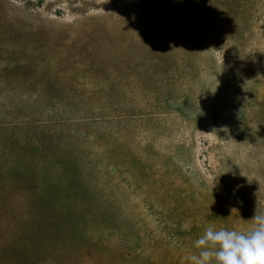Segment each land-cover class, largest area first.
I'll use <instances>...</instances> for the list:
<instances>
[{
  "label": "rangeland",
  "instance_id": "obj_1",
  "mask_svg": "<svg viewBox=\"0 0 264 264\" xmlns=\"http://www.w3.org/2000/svg\"><path fill=\"white\" fill-rule=\"evenodd\" d=\"M16 127L89 183L82 238L186 264L264 214V0H0V166L65 181Z\"/></svg>",
  "mask_w": 264,
  "mask_h": 264
},
{
  "label": "trees",
  "instance_id": "obj_2",
  "mask_svg": "<svg viewBox=\"0 0 264 264\" xmlns=\"http://www.w3.org/2000/svg\"><path fill=\"white\" fill-rule=\"evenodd\" d=\"M16 129L21 135L13 139L49 155L68 178L47 184L32 172L0 166V264H148L136 251H126V245L109 249L80 236V214L89 210L72 202L89 191V183L73 161L59 158L51 135Z\"/></svg>",
  "mask_w": 264,
  "mask_h": 264
},
{
  "label": "clouds",
  "instance_id": "obj_3",
  "mask_svg": "<svg viewBox=\"0 0 264 264\" xmlns=\"http://www.w3.org/2000/svg\"><path fill=\"white\" fill-rule=\"evenodd\" d=\"M250 220L245 228L208 223L193 241L198 251L184 257L186 264H264V214Z\"/></svg>",
  "mask_w": 264,
  "mask_h": 264
}]
</instances>
